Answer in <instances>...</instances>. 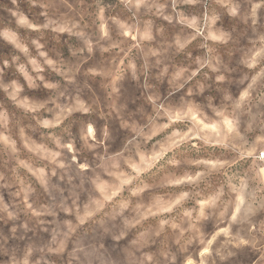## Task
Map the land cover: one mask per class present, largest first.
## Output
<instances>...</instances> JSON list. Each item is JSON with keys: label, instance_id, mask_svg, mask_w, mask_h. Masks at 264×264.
<instances>
[{"label": "clouds", "instance_id": "9594fccd", "mask_svg": "<svg viewBox=\"0 0 264 264\" xmlns=\"http://www.w3.org/2000/svg\"><path fill=\"white\" fill-rule=\"evenodd\" d=\"M10 2L0 264L264 253V0ZM170 167L192 171L146 208L147 178Z\"/></svg>", "mask_w": 264, "mask_h": 264}, {"label": "rangeland", "instance_id": "374dc122", "mask_svg": "<svg viewBox=\"0 0 264 264\" xmlns=\"http://www.w3.org/2000/svg\"><path fill=\"white\" fill-rule=\"evenodd\" d=\"M14 6L11 5L10 0H0V17L4 18L5 22L8 18V13L6 11H3V9H9L13 8ZM26 7V6H25ZM110 67V63H109ZM14 78L11 73H9L7 79ZM103 84V81H101ZM43 99V97H40ZM4 94L0 92V101L4 100ZM161 141V148L156 149V152H159L163 148V141L165 137L159 138ZM151 155V151H150ZM196 154L195 153H189V152H180L177 153L176 159L180 161H190L192 159H195ZM205 159H211L212 157H204ZM151 163V160L148 161ZM192 169L190 167H170L167 168V170L161 171L160 169H157L156 172L150 177L147 178V185L149 189L151 190L149 192V198L141 201V204L146 206V208H150L153 206V204L157 203L158 201H167L169 199H172L176 197L179 194V189H173L167 187L169 181L173 179L174 177L184 175L186 173H190ZM104 179H107V176L104 177ZM6 201L9 199L8 196L5 194ZM70 223H74V221H70ZM3 226V222L0 221V227ZM152 225H146V227H151ZM244 260V264H264V253L259 254H251L249 257H242Z\"/></svg>", "mask_w": 264, "mask_h": 264}]
</instances>
